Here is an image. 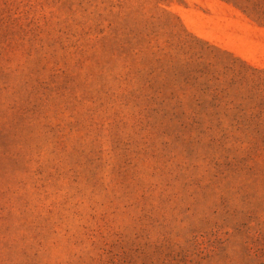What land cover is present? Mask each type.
Masks as SVG:
<instances>
[{
	"label": "rangeland",
	"instance_id": "374dc122",
	"mask_svg": "<svg viewBox=\"0 0 264 264\" xmlns=\"http://www.w3.org/2000/svg\"><path fill=\"white\" fill-rule=\"evenodd\" d=\"M0 264H264V0H0Z\"/></svg>",
	"mask_w": 264,
	"mask_h": 264
}]
</instances>
